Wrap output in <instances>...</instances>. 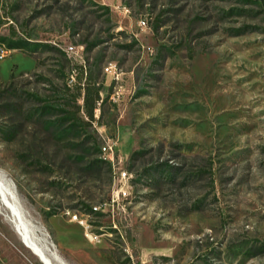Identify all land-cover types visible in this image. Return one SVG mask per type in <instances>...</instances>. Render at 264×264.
<instances>
[{
	"label": "rangeland",
	"instance_id": "1",
	"mask_svg": "<svg viewBox=\"0 0 264 264\" xmlns=\"http://www.w3.org/2000/svg\"><path fill=\"white\" fill-rule=\"evenodd\" d=\"M0 173L68 264H264V0H0Z\"/></svg>",
	"mask_w": 264,
	"mask_h": 264
},
{
	"label": "bare ground",
	"instance_id": "2",
	"mask_svg": "<svg viewBox=\"0 0 264 264\" xmlns=\"http://www.w3.org/2000/svg\"><path fill=\"white\" fill-rule=\"evenodd\" d=\"M13 183L0 173V215L41 264H68L57 253L45 228L26 211Z\"/></svg>",
	"mask_w": 264,
	"mask_h": 264
},
{
	"label": "trees",
	"instance_id": "3",
	"mask_svg": "<svg viewBox=\"0 0 264 264\" xmlns=\"http://www.w3.org/2000/svg\"><path fill=\"white\" fill-rule=\"evenodd\" d=\"M83 74L84 73L82 70L79 71L78 74H75V83L73 86L77 90L76 94L82 96L83 107L85 108L86 116L92 119L94 107L100 100V89L91 81V77H84ZM66 91L70 92V89H67ZM76 97L77 95H73L72 98ZM92 165L96 166L98 169L102 165V162L99 160H94L85 166V168H89Z\"/></svg>",
	"mask_w": 264,
	"mask_h": 264
},
{
	"label": "built area",
	"instance_id": "4",
	"mask_svg": "<svg viewBox=\"0 0 264 264\" xmlns=\"http://www.w3.org/2000/svg\"><path fill=\"white\" fill-rule=\"evenodd\" d=\"M113 155V147L110 144L105 145L102 148V157H107L108 159H110ZM128 178H130V176L127 174L126 171H121L117 174V189H116V196L114 197L113 201L117 200L118 198L125 196L126 195V191L124 190L125 187L127 188L128 185ZM67 214H69L67 212ZM72 220L76 221L79 225H81L82 227L85 228V238L88 242L92 243L96 241V236H93V234L88 232L87 229V223L85 220L78 218L77 215H72Z\"/></svg>",
	"mask_w": 264,
	"mask_h": 264
}]
</instances>
